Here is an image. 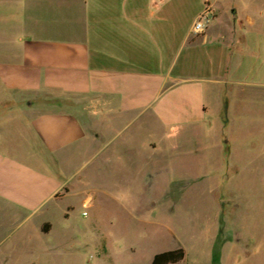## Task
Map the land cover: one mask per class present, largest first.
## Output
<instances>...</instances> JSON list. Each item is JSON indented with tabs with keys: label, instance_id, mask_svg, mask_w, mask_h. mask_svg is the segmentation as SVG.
Instances as JSON below:
<instances>
[{
	"label": "crops",
	"instance_id": "crops-1",
	"mask_svg": "<svg viewBox=\"0 0 264 264\" xmlns=\"http://www.w3.org/2000/svg\"><path fill=\"white\" fill-rule=\"evenodd\" d=\"M5 3L17 10L0 18L18 31L0 40L4 56L0 61L13 63L0 65L3 239L19 224L42 215L39 230L49 235L50 206L80 192L76 187L85 180L82 172L88 162L96 160L100 169L107 166L111 158L103 153L119 134L146 115L152 135L159 129L162 136L165 124L177 125L165 116L180 119L182 108L178 104L168 108L165 102H178L180 91L197 102V111L205 112V103L199 100L203 84H240L224 78L233 58L234 67L240 68L241 56L236 55L246 42L233 27L240 12L232 0ZM205 4L213 9L214 18L197 34L193 24ZM218 14L226 15V20H219ZM184 68H208L209 74L184 77ZM183 84L189 86L180 87ZM153 140H141L137 146L154 151ZM91 201L87 194L82 207ZM177 248L185 254L175 264H211L189 261L182 245L160 252Z\"/></svg>",
	"mask_w": 264,
	"mask_h": 264
},
{
	"label": "rangeland",
	"instance_id": "rangeland-1",
	"mask_svg": "<svg viewBox=\"0 0 264 264\" xmlns=\"http://www.w3.org/2000/svg\"><path fill=\"white\" fill-rule=\"evenodd\" d=\"M5 1L0 17L17 10ZM232 1L242 14L233 27L246 42L236 55L240 68L233 58L222 76L240 84H203L205 112L180 91L178 102L165 106L180 105L182 115L165 116L177 125L165 124L162 136L159 129L152 135L147 115L131 124L103 153L108 167L88 162L80 192L50 206L49 235L39 230L44 215L5 239L0 230V264H148L152 254L177 245L189 261L264 264V0ZM17 31L0 18V40ZM181 73L209 74L208 68ZM151 137L154 151L137 146ZM87 194L92 201L85 208Z\"/></svg>",
	"mask_w": 264,
	"mask_h": 264
},
{
	"label": "trees",
	"instance_id": "trees-1",
	"mask_svg": "<svg viewBox=\"0 0 264 264\" xmlns=\"http://www.w3.org/2000/svg\"><path fill=\"white\" fill-rule=\"evenodd\" d=\"M184 254L182 248L160 252L154 255L151 264H175L184 258Z\"/></svg>",
	"mask_w": 264,
	"mask_h": 264
},
{
	"label": "built area",
	"instance_id": "built-area-1",
	"mask_svg": "<svg viewBox=\"0 0 264 264\" xmlns=\"http://www.w3.org/2000/svg\"><path fill=\"white\" fill-rule=\"evenodd\" d=\"M214 11L211 6L207 5L204 7L202 14H200L193 24V30L197 34H201L209 26L210 22L214 18Z\"/></svg>",
	"mask_w": 264,
	"mask_h": 264
}]
</instances>
